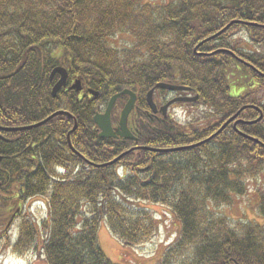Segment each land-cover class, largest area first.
<instances>
[{"label":"trees","instance_id":"16d2710c","mask_svg":"<svg viewBox=\"0 0 264 264\" xmlns=\"http://www.w3.org/2000/svg\"><path fill=\"white\" fill-rule=\"evenodd\" d=\"M59 65L80 79L78 94L51 95ZM167 81L197 96L178 102L187 120L150 113L147 91ZM125 88L136 94V140L99 137L94 114ZM44 119L5 131L14 143L0 139L5 199L44 200L20 246L44 264H118L98 228L125 247L149 242L159 221L145 202L177 223L155 264H264V189L261 221L223 211L264 172V0H0V125Z\"/></svg>","mask_w":264,"mask_h":264},{"label":"rangeland","instance_id":"374dc122","mask_svg":"<svg viewBox=\"0 0 264 264\" xmlns=\"http://www.w3.org/2000/svg\"><path fill=\"white\" fill-rule=\"evenodd\" d=\"M157 1L158 0H156V2ZM172 95V93L167 94V98H171ZM259 95L262 94L259 93ZM156 99L158 100V95L156 96ZM180 104L182 103H175L174 105H177V108H174L172 112L177 114H183L184 112H186L185 114L188 116V113L192 111L188 110L187 106L184 107V105ZM185 114L184 116H180L181 119L187 120L188 117L185 116ZM256 186L264 189V172L259 176L258 181H252L250 183L249 192L244 197L238 198L231 207L223 208V211L227 215L234 218H248L261 221L258 213L255 210ZM142 205L146 206L147 209L153 214V216L159 221V229L155 233V235H153L154 237L149 242L143 245L135 246L133 248L130 246L125 247L112 233L109 232L107 228H105L104 224H101L98 228L99 245L106 256L113 262H116L118 264H155V259L160 255L165 246L174 238L175 232L177 230V223L169 214L168 209L162 205L149 202H145L144 204L142 203ZM24 210L25 213H28L30 217L33 218V220L34 218L40 219L44 214L42 205L35 202L25 203ZM5 219L6 218L3 219L2 216L0 217V226L5 221ZM13 232H17L16 224H14L11 228V234ZM25 239V242L27 243L29 240L28 238ZM20 246L21 245L19 244L16 253L24 254L28 252V254H30L31 256V262H28L27 260L24 261L22 259L13 260V258H15L13 257L12 259H6L3 264H44L43 260L38 258V254H36V251L34 252L33 250H29L30 248L24 246L20 248ZM1 253L6 254L5 244H2L0 247V254ZM0 264H2L1 261Z\"/></svg>","mask_w":264,"mask_h":264},{"label":"water","instance_id":"95a60500","mask_svg":"<svg viewBox=\"0 0 264 264\" xmlns=\"http://www.w3.org/2000/svg\"><path fill=\"white\" fill-rule=\"evenodd\" d=\"M54 73H59L60 74V78L58 79V81L55 83V85L52 88V95L53 96L56 94L57 90L60 87L65 86L66 79H67V71L62 66L55 67L52 70L51 76ZM71 87L72 88H75L76 91L79 92L80 89H81L79 80H76V82ZM155 87H157V88H163V89H168V90H181V89H185L183 86H178V85H175V84H172V83H169V82H158V83L155 84ZM89 92L92 93V94H94V95H97V92H95L93 90H89ZM152 92H153V88L150 89L147 92V94H146V101H147V104H148L150 110L153 113H156L157 110L159 109L160 112H162L163 114H165L168 106L171 103H173L174 101H180V100L193 101L197 97V96H194L193 98H188V97L187 98L186 97L173 98V99L169 100L167 103H165L164 105L160 106L157 109V106L154 103L153 98H152ZM122 94L128 95V99H127V101L125 102L123 108L120 111V117H119V121H118L117 127L113 128L112 125H111V120H110L111 109H112V106H113L116 98L119 95H122ZM135 100H136L135 93L132 92L129 89H123L120 92H118V93H116V94H114V95H112L110 97V99L108 100V102H107V104L105 106L104 111L102 113H96L94 115V117H93L94 122L98 125V127L100 129L99 137H115V136H121L123 138H130V139L133 138L130 130L128 129L127 120H128L129 113L134 108ZM57 113L68 114V113H66L64 111H58V112L54 113L53 115H55ZM53 115H51V116H53ZM235 116H236V114L233 117H235ZM45 120H43V121H41V122H39L37 124H34L32 126L39 125V124L43 123ZM75 126L76 125H74V128H75ZM140 148H148V147H140ZM148 149H150V150H158V151H173V150H176L177 148H164V149H153V148L151 149V148H148ZM100 166H102V165H100Z\"/></svg>","mask_w":264,"mask_h":264},{"label":"flooded vegetation","instance_id":"af4514ba","mask_svg":"<svg viewBox=\"0 0 264 264\" xmlns=\"http://www.w3.org/2000/svg\"><path fill=\"white\" fill-rule=\"evenodd\" d=\"M58 75L56 79L54 80V83L57 81ZM73 79H70L68 77L67 85L65 88H69L72 84ZM54 85V84H53ZM70 89V88H69ZM190 96L191 92H178L175 96ZM174 105V104H173ZM169 107L168 110H172L174 106ZM176 108V107H175ZM116 124H114L115 126ZM18 127L21 126H4L0 125V139H4L8 143H14L17 141V137L10 138L8 135H5V131H12ZM31 146V145H30ZM136 144H132V147H136ZM32 147V146H31ZM32 152L35 153V150L31 149ZM35 160V158H33ZM2 161V156H0V162ZM6 196H4L0 190V217L6 218L5 221L0 226V247L2 244H5V253L6 255H9L13 252H16V250L19 247V244L22 245L25 243V238L29 237L32 231V225L33 222L30 219V215L28 213H25L24 207L26 200L17 198V202H14V197H10V200L5 199ZM16 224L17 226V232H13L11 234V228L13 225ZM11 235V236H10ZM15 247V250H14Z\"/></svg>","mask_w":264,"mask_h":264}]
</instances>
